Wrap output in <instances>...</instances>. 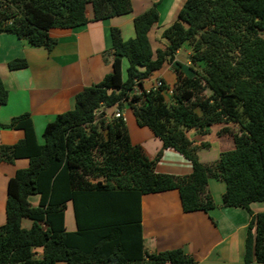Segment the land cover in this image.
I'll list each match as a JSON object with an SVG mask.
<instances>
[{
  "label": "trees",
  "instance_id": "trees-1",
  "mask_svg": "<svg viewBox=\"0 0 264 264\" xmlns=\"http://www.w3.org/2000/svg\"><path fill=\"white\" fill-rule=\"evenodd\" d=\"M158 3L134 18L133 38L110 30L112 72L84 88L72 110L46 124L41 143L28 114L0 124L24 133L16 144L0 145V163L28 161L8 181L0 264H196L182 249L143 250L140 199L174 190L183 213L207 212L213 208L211 178L225 185L223 206L251 216L244 264H264V213L252 215L249 208L264 203V0H186L161 34L168 45L153 54L148 34L159 21ZM88 7L93 21L132 12L130 0H0V33L50 49L55 40L49 31L86 25ZM185 45L187 67L174 61ZM165 63L175 75L171 94L164 82L146 92L144 81ZM26 66L22 59L8 63L10 70ZM7 98L0 80L1 106ZM124 108L161 142L153 159L131 143L125 121L114 117ZM219 124L236 126V132H218L231 137L233 147L202 164L197 151L208 145L197 146L189 136L206 135ZM165 150L189 162L190 174L157 173ZM31 196L39 197L36 206ZM69 202L73 232L64 224Z\"/></svg>",
  "mask_w": 264,
  "mask_h": 264
},
{
  "label": "crops",
  "instance_id": "crops-1",
  "mask_svg": "<svg viewBox=\"0 0 264 264\" xmlns=\"http://www.w3.org/2000/svg\"><path fill=\"white\" fill-rule=\"evenodd\" d=\"M157 1L130 0V14L103 21H93L91 9L88 7L85 12L88 19L86 25L49 31V37L55 40L50 49L43 46L31 47L26 41L13 35L0 33V80L8 92L6 104L0 105V124H8L12 118L28 114L33 122L36 139L41 143L45 125L55 116L72 110L76 96L84 88L99 83L105 75L112 72L109 54L110 30L118 29L125 40L133 38L134 18L143 14ZM185 1L159 0V21L148 34L153 54L157 49L164 50L168 45L161 34L176 21ZM260 36L264 39V31ZM182 51L187 57L186 63L178 60ZM189 55L190 49L185 45L176 53L174 61L187 67ZM17 59L25 60L27 66L10 70L8 63ZM168 71L172 72L171 64L165 63L157 71V77L151 76L143 83L144 88H150L152 81L156 79L165 82L162 76ZM171 74L174 77V74ZM122 114L131 143L142 147L149 159H153L161 148V142L154 138L147 128L137 126L128 108H124ZM223 127H228L233 132L237 130L235 125L219 124L211 126L206 135L190 134L189 139L195 145H208L197 151L199 162L202 164L212 163L218 159L220 152L232 149L231 137L218 136ZM23 137L21 130L0 128V145H14ZM27 166L26 159L15 160L11 164L0 163V226L5 223L8 181L17 170ZM155 171L160 174L184 176L190 174L191 165L174 151L165 150L155 165ZM207 191L213 201V208L207 212L183 213L179 195L174 190L142 196L140 224L143 250L150 254L182 249L196 264H244L250 214L241 208L223 206L225 185L222 181L209 179ZM28 201L32 206H36L39 197L31 196ZM249 208L252 215L264 213V203H252ZM64 224L66 231L76 230L70 202L64 212ZM37 252L40 253V250Z\"/></svg>",
  "mask_w": 264,
  "mask_h": 264
},
{
  "label": "rangeland",
  "instance_id": "rangeland-1",
  "mask_svg": "<svg viewBox=\"0 0 264 264\" xmlns=\"http://www.w3.org/2000/svg\"><path fill=\"white\" fill-rule=\"evenodd\" d=\"M178 60L181 61L182 63H186V60H187V57L185 56V53H182L178 56ZM125 67H126V63L123 64V72L125 70ZM171 70H172V67H171ZM173 71H168L167 73H165L162 77L163 79L165 80L164 84L165 86L169 89V91L172 92L173 88H174V83H175V75L174 77L172 76ZM174 74V73H173ZM152 77H157L158 74H157V71L156 72H153ZM158 79L156 80H153L152 81V85H154L155 81H157ZM147 81V80H146ZM145 82V81H144ZM204 96H208L209 93L207 91H204L203 92ZM167 96H170V95H167ZM210 156V155H209ZM29 226V222H27V220L25 221V223H23V227H28ZM40 254V253H39Z\"/></svg>",
  "mask_w": 264,
  "mask_h": 264
},
{
  "label": "built area",
  "instance_id": "built-area-1",
  "mask_svg": "<svg viewBox=\"0 0 264 264\" xmlns=\"http://www.w3.org/2000/svg\"><path fill=\"white\" fill-rule=\"evenodd\" d=\"M162 85H163V80L158 79L157 81H155L154 85H152L150 88L146 89V92H148L150 89L155 90V89L161 87ZM136 93H137V90H135V91L133 92V94H136ZM168 93L171 94V91H169ZM99 112H100V111H99ZM99 112H98V113H99ZM97 115H98V114H97ZM114 117H115V118H122V119L124 120V117H123L122 112H120V111H118V110H115V112H114Z\"/></svg>",
  "mask_w": 264,
  "mask_h": 264
}]
</instances>
